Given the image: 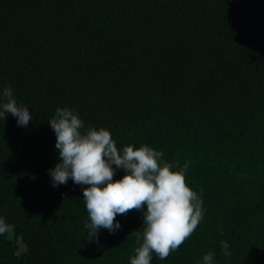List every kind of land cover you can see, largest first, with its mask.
Instances as JSON below:
<instances>
[{
    "label": "trees",
    "instance_id": "16d2710c",
    "mask_svg": "<svg viewBox=\"0 0 264 264\" xmlns=\"http://www.w3.org/2000/svg\"><path fill=\"white\" fill-rule=\"evenodd\" d=\"M8 86L33 119L0 120V218L14 226L0 264H130L139 246L141 212L89 241L81 186H52L48 121L65 107L120 150L146 144L174 170L187 163L203 219L151 264L209 252L213 264H264V0H0V94Z\"/></svg>",
    "mask_w": 264,
    "mask_h": 264
},
{
    "label": "clouds",
    "instance_id": "9594fccd",
    "mask_svg": "<svg viewBox=\"0 0 264 264\" xmlns=\"http://www.w3.org/2000/svg\"><path fill=\"white\" fill-rule=\"evenodd\" d=\"M8 114L25 128L33 119L29 108L14 98L11 86L0 94V120L5 121ZM48 123L56 135L59 158L48 170L51 184L66 185L71 179L81 186L89 241L98 242L101 229L115 233L121 228L117 215L135 209L142 213L144 228L134 233L139 246L130 264H151L153 253L166 259L196 230L204 211L200 196L186 183L187 163L174 170L177 164L166 162L161 151L146 144L120 150L109 130L85 128L79 113L70 108H57ZM120 169L125 174L114 180ZM13 231L14 226L0 218V235ZM221 247L229 257V244L221 241ZM213 260L209 252L203 264H213Z\"/></svg>",
    "mask_w": 264,
    "mask_h": 264
}]
</instances>
